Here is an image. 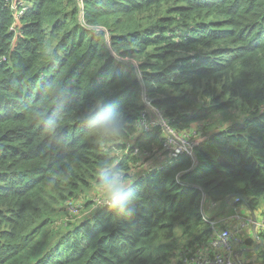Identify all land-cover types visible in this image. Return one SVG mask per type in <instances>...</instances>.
<instances>
[{
    "label": "trees",
    "instance_id": "obj_1",
    "mask_svg": "<svg viewBox=\"0 0 264 264\" xmlns=\"http://www.w3.org/2000/svg\"><path fill=\"white\" fill-rule=\"evenodd\" d=\"M231 194L264 204V0H0V264H181Z\"/></svg>",
    "mask_w": 264,
    "mask_h": 264
},
{
    "label": "built area",
    "instance_id": "obj_2",
    "mask_svg": "<svg viewBox=\"0 0 264 264\" xmlns=\"http://www.w3.org/2000/svg\"><path fill=\"white\" fill-rule=\"evenodd\" d=\"M32 5L19 3L14 5L16 18L19 19L23 16L27 9ZM22 7V8H21ZM11 30H14L12 28ZM145 110L141 113L138 120L140 128L148 131L155 126H161L164 132L163 145L161 153L164 155L165 164H169L172 160L180 154H187L195 156L196 146L205 137H198L192 132L179 131L172 124V119L165 116L163 111L157 107L153 99L144 92ZM99 205L110 204V198H97ZM242 201L241 197L233 198L229 201V205H237ZM80 204L69 202L68 208L72 213H77ZM237 223L234 226H223L209 219L213 233L208 243V249L198 248L189 253L181 254V264H248L240 257V252L236 250V246L247 241L248 236L246 233L252 235L264 232V213L262 216L256 214L243 215L237 214L234 218Z\"/></svg>",
    "mask_w": 264,
    "mask_h": 264
},
{
    "label": "crops",
    "instance_id": "obj_3",
    "mask_svg": "<svg viewBox=\"0 0 264 264\" xmlns=\"http://www.w3.org/2000/svg\"><path fill=\"white\" fill-rule=\"evenodd\" d=\"M211 219L216 221L220 227L223 226H234L237 221L234 219L235 215L242 214H256L258 216L262 215L263 212L257 213L256 210H252L250 207L243 205H229V203L221 204V203H213L211 205ZM241 211V212H240ZM248 236L247 241L238 244L236 246V250L240 252V257L245 260L248 264H262L263 258L260 257L259 253L261 249H264V238L261 235L255 234L252 231V235L250 233H246ZM253 240L254 242H250ZM245 255H248L250 258L246 260L244 258Z\"/></svg>",
    "mask_w": 264,
    "mask_h": 264
},
{
    "label": "rangeland",
    "instance_id": "obj_4",
    "mask_svg": "<svg viewBox=\"0 0 264 264\" xmlns=\"http://www.w3.org/2000/svg\"><path fill=\"white\" fill-rule=\"evenodd\" d=\"M230 113H233V114H235V113H241V112H239V110H234V111H230ZM235 115H237V114H235ZM228 117H230V115L227 113L226 115H220L219 117H217L218 118V120L215 122V124L217 123V122H219V121H222V120H224V123L223 124H226L227 122H228ZM226 127V126H225ZM216 128H219V126H217ZM222 128H224V127H222ZM264 211V204L262 205V206H260L259 208H257L256 209V212L257 213H261V212H263ZM241 212V211H240ZM242 214H244V212H242ZM263 214V213H262ZM250 215V214H249ZM248 215V216H249ZM260 216H262V215H260ZM181 254H183V253H180V255ZM244 258L246 259V260H248L250 257L248 256V255H245L244 256Z\"/></svg>",
    "mask_w": 264,
    "mask_h": 264
},
{
    "label": "water",
    "instance_id": "obj_5",
    "mask_svg": "<svg viewBox=\"0 0 264 264\" xmlns=\"http://www.w3.org/2000/svg\"><path fill=\"white\" fill-rule=\"evenodd\" d=\"M196 156V155H195ZM197 158V157H196ZM199 164V160L196 159V166ZM235 197V194H231L228 197V201H231L233 198ZM205 201H206V195H204V200H203V204H202V208H205Z\"/></svg>",
    "mask_w": 264,
    "mask_h": 264
},
{
    "label": "clouds",
    "instance_id": "obj_6",
    "mask_svg": "<svg viewBox=\"0 0 264 264\" xmlns=\"http://www.w3.org/2000/svg\"><path fill=\"white\" fill-rule=\"evenodd\" d=\"M112 195L115 196V192Z\"/></svg>",
    "mask_w": 264,
    "mask_h": 264
}]
</instances>
